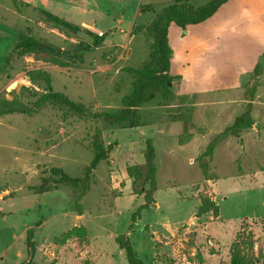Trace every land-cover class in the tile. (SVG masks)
<instances>
[{"label": "rangeland", "instance_id": "1", "mask_svg": "<svg viewBox=\"0 0 264 264\" xmlns=\"http://www.w3.org/2000/svg\"><path fill=\"white\" fill-rule=\"evenodd\" d=\"M74 1L64 9L63 17L106 33V40L86 53L82 64L72 67L51 65L31 55L32 59L26 61L23 58L28 56H24L21 61L12 52L22 34L61 49L79 41L91 42V38L83 33L67 37L58 29L64 38L52 34L48 27L55 28L43 22L30 4L19 12L11 0L0 1V90L13 80L4 90L11 99V91L31 85L27 71L41 68L52 74L55 92L93 111L117 113L123 97L132 91V76L126 69L140 68L149 59L150 36L146 31L133 33V26L149 24L171 2ZM209 1L189 0L197 8ZM148 5L154 11H140ZM39 20L46 27L37 26ZM171 45V73L179 78L173 86L177 98L165 102L156 94L140 106L142 125L138 128L106 119L63 121L60 112L51 108L33 116L14 113L0 118V194L10 191L0 199V264L27 262L28 246L34 247L33 264H128L115 242L122 234L129 235L134 251L148 264H229L234 252L264 262V128L253 126L244 132L243 144L231 137L218 146L206 177L196 161L211 140L243 112L245 84L255 63L264 64V3L230 0L201 24L185 31L173 27ZM104 64L111 67L103 70ZM231 76L237 81L235 86L229 85ZM184 90L193 92L195 99L185 97L183 102L188 104L178 109ZM263 99L264 80L253 110V119L264 123ZM183 120L194 133L187 145L178 142ZM98 130L111 152L93 173L91 188L81 201L83 217L75 210L70 187L34 194L31 188L52 167L62 168L71 177H83L93 159L87 146ZM148 139L156 151L159 186L156 203L134 220L144 199L132 195L126 166L144 162L142 152ZM111 170L120 182L121 196L113 194L116 180L110 179ZM206 194L219 205V218H196L199 197ZM26 227L30 228L27 238ZM74 228L85 233L78 229L77 235L62 240Z\"/></svg>", "mask_w": 264, "mask_h": 264}, {"label": "trees", "instance_id": "2", "mask_svg": "<svg viewBox=\"0 0 264 264\" xmlns=\"http://www.w3.org/2000/svg\"><path fill=\"white\" fill-rule=\"evenodd\" d=\"M2 1V0H0ZM17 10L20 7L30 6L23 0H11ZM229 0H210L201 7H195L189 0H170L171 4L155 14L154 19L149 24H140L133 27L132 32L138 33L146 31L151 39L149 45V59L140 68H127L132 76V91L122 99V109L117 113H107L93 111L91 107L81 101H74L65 93L55 92L52 89V74L45 69H32L26 73L30 86H21L18 91H11V99L7 98V92L0 93V118L9 114H23L33 116L39 114L46 108L59 111L63 121L71 118L79 120L106 119L111 123L121 124L125 128H138L141 121L139 107L153 100L159 94L165 102H170L176 97L174 84L177 79L171 73L173 58V47L170 43V30L174 26L185 31L191 25L201 24L213 17L218 10ZM39 12L43 22L58 29L67 37H72L83 33L91 38V42L79 41L70 44L68 48L61 49L56 45L48 43L42 38H37L31 34H22L16 43L12 56L21 59L31 55L35 60L42 61L59 67H72L84 62V55L92 52L104 44L106 33L97 34L90 29L74 24L64 17L42 7H34ZM144 11H154L152 6L142 8ZM264 57V51H263ZM264 80V64L258 62L245 85V104L241 112L234 120L233 124L216 135L207 145L204 152L197 158L199 168L204 177L207 169L213 162V156L218 146L227 139L234 137L240 139L244 132L250 130L255 122L253 119V102L255 101L258 88ZM172 83L170 87L169 84ZM174 88V89H173ZM192 126L183 120L182 131L179 135V144L189 143L193 134ZM87 148L92 152V162L85 167L83 177H71L62 168L52 167L42 176L40 183L31 188L36 195H42L57 190L60 186L70 187L73 190L75 210L78 215H82V199L86 196L93 182V173L97 166L107 161L111 148L105 145L100 131H96L92 136ZM144 162L134 163L126 166V174L131 181L132 194L143 197L144 203L134 214L133 219L144 210H149L155 204V193L158 190L156 151L151 139L145 141L143 149ZM203 188H208L207 183H202ZM220 215L219 205L209 195H201L199 204L195 212L196 218L211 216L218 218ZM78 229L85 233L82 228H74L66 233L62 240H67L77 235ZM115 242L121 250L125 252L128 264H148L138 257L128 234H122L115 238ZM30 250V258L22 264H33L34 247ZM229 264H264L253 259L251 256L243 255L241 252H234Z\"/></svg>", "mask_w": 264, "mask_h": 264}, {"label": "crops", "instance_id": "3", "mask_svg": "<svg viewBox=\"0 0 264 264\" xmlns=\"http://www.w3.org/2000/svg\"><path fill=\"white\" fill-rule=\"evenodd\" d=\"M24 2H26V3H28V4H30L31 5V7L30 8H34V7H36V6H38L39 4H41L42 5V7H44V9H48V8H50L51 10H50V12L51 13H53V14H56V15H58V16H60V17H63V12H64V9H67L70 5H73V3L75 2L74 0H23ZM230 1V0H229ZM228 1V2H229ZM257 1H259V2H263L264 3V0H257ZM227 2V3H228ZM226 3V4H227ZM149 6V5H148ZM223 7V6H222ZM221 7V8H222ZM49 11V10H48ZM141 12H144V10L143 9H141L140 10ZM219 11V10H218ZM65 15V14H64ZM64 18H65V16H64ZM67 19V18H66ZM68 20V19H67ZM36 25L37 26H39L40 28H44V27H46V25L41 21V20H39L38 22H36ZM134 27V26H133ZM174 26H172L171 27V29L173 28ZM174 28H176V27H174ZM177 29V28H176ZM48 30H49V32H51L52 34H55V35H57V36H60V37H62V35L60 34V33H58V31H57V29H52V28H49L48 27ZM133 30V29H132ZM178 31H182V30H179V29H177ZM92 32H94V33H97V34H101L102 32L101 31H97V30H95L94 28H92V30H91ZM133 34V33H132ZM62 38H64V37H62ZM170 43H171V30H170ZM172 46V45H171ZM173 47V46H172ZM173 50H174V48H173ZM263 51H264V49L262 50V54H263ZM174 54V53H173ZM263 56V55H262ZM24 60H29V59H32V57H24L23 58ZM19 60H21L22 61V59H19ZM172 62H173V58H172ZM258 63V62H257ZM257 63H255V65L257 64ZM255 65H254V67H255ZM109 67H111V65H106V64H104V67H103V70H105L106 68H108L109 69ZM171 67H172V65H171ZM174 76H176V75H174ZM177 77V76H176ZM232 77V76H231ZM233 78V77H232ZM177 79H179L178 77H177ZM176 79V80H177ZM13 80H11L6 86H4V87H2L1 88V90H0V93L2 92V91H4V90H7V89H9V86H10V84H11V82H12ZM236 79L235 78H233V80L231 81V83L229 84L230 86H235L236 85ZM247 83V82H246ZM246 85V84H245ZM176 90V89H175ZM188 96V98H190V99H195V96L193 95V92H191V91H187V90H184L182 93H181V99H180V104L179 105H177V107H178V109H182V108H184L188 103H184L183 102V99L185 98V97H187ZM175 98H177V91H176V97ZM195 104L196 103H193L192 104V108L191 109H193L194 107H195ZM245 104V100L243 101V105ZM256 104H257V102H256V100L253 102V105H254V108H253V110L255 109V106H256ZM261 106H264V99L262 100V102H261ZM170 105V104H169ZM175 106V105H174ZM173 105H170L169 107H174ZM244 107V106H243ZM255 121V120H254ZM254 126H255V129L256 130H259L260 129V127H263L264 128V123L263 122H257V121H255V124H254ZM256 126H257V128H256ZM259 128V129H258ZM193 129V128H192ZM259 132V131H258ZM177 135V137H178V135H179V133L178 134H176ZM179 138V137H178ZM193 139H194V133H193ZM193 139L191 140V142L193 141ZM178 142H179V140H178ZM191 142H189L188 144H190ZM185 145H187V144H185ZM130 157L131 158H133L134 157V154H131L130 155ZM144 158V157H143ZM138 163H142V162H138ZM109 176H110V179L112 178V176H114L115 177V180H116V182L114 183L115 184V188H114V190H113V194H114V196H121V195H123V192L122 191H119V188L118 187H120V182L118 181V179H117V177L115 176V172L113 171V170H111L110 172H109ZM126 182V181H125ZM125 182H124V185H125ZM210 186V185H209ZM8 193H10V191H8V190H6L5 192H1V194H0V199H5V196L8 194ZM50 193V192H49ZM45 194V193H44ZM133 195V194H132ZM215 199V198H214ZM156 203V202H155ZM78 216H80V217H83V214L82 215H78ZM219 218V217H218ZM40 225H43V223H41ZM29 232H30V228L29 227H26L25 228V231H24V233H25V237L27 238V236H28V234H29Z\"/></svg>", "mask_w": 264, "mask_h": 264}, {"label": "water", "instance_id": "4", "mask_svg": "<svg viewBox=\"0 0 264 264\" xmlns=\"http://www.w3.org/2000/svg\"><path fill=\"white\" fill-rule=\"evenodd\" d=\"M169 86L171 87L172 86V83H170Z\"/></svg>", "mask_w": 264, "mask_h": 264}]
</instances>
